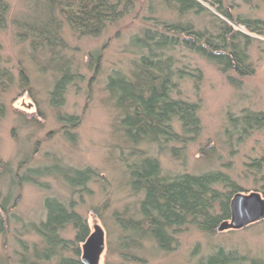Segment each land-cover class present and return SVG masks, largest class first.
<instances>
[{"label":"rangeland","instance_id":"rangeland-1","mask_svg":"<svg viewBox=\"0 0 264 264\" xmlns=\"http://www.w3.org/2000/svg\"><path fill=\"white\" fill-rule=\"evenodd\" d=\"M7 2L10 9L6 27L0 30V60L13 84L3 92L0 88L4 108L0 116V264H57L60 256L73 255L70 249L59 250L60 254L49 259L38 254L45 245L35 229L46 218L47 197L73 205L91 233L96 225L103 229L99 264H206L219 250L232 253L244 264L264 261V218L241 229L214 232L187 224L176 233L169 250L161 249L145 233H132L127 226L128 219L140 218L142 194L130 188L129 166L142 157L158 159L164 176L220 171L242 193L258 192L264 199V128L238 140L230 122L246 110L264 111V35L250 33L238 23L246 18L264 21V0H198L204 8L201 14L186 9L181 14L163 0H135L127 13L108 22L95 36L75 32L56 8L63 46L54 47L53 52L33 46L21 28L45 17L46 0ZM220 20L250 35L247 51L253 73L239 77L222 72L206 58L178 46L172 54L186 73L176 78L173 97L200 103L201 133L186 147L169 144L162 151L147 141L132 145L123 134L120 110L107 83L115 74L129 76L146 53L134 41L146 28L162 31V23H191L213 31ZM63 65L74 79L66 88L63 106L57 109L50 104V92ZM230 77L240 79L233 83ZM60 115L77 117V126L60 121ZM176 130L180 132V128ZM68 132L74 134V141L69 140ZM172 146H176L177 156H173ZM53 164L90 167L96 176L85 188L76 189L55 174L37 176L36 182L20 177L30 168ZM75 235L71 224L60 234L82 256L83 244L75 242Z\"/></svg>","mask_w":264,"mask_h":264},{"label":"trees","instance_id":"trees-1","mask_svg":"<svg viewBox=\"0 0 264 264\" xmlns=\"http://www.w3.org/2000/svg\"><path fill=\"white\" fill-rule=\"evenodd\" d=\"M166 4L184 10L200 13L204 10L198 0H163ZM135 0H46V14L38 22L21 25L33 46L42 45L51 51L63 46L55 9L80 35H98L110 21L119 19L127 13ZM221 3L222 0H216ZM9 3L0 0V30L6 27ZM226 19L231 15L219 9ZM250 33L264 35V21L246 18L238 21ZM163 30L146 28L134 45L146 51L134 64L129 76L115 74L109 78L107 88L115 96L116 106L120 110V124L124 136L132 145L150 142L160 150L169 144L186 147L188 142L196 140L202 125L198 116L199 102H190L173 97L176 78H181L186 70L177 65L172 51L178 46L186 47L216 65L222 72H233L239 77L253 73L249 63L247 48L251 42L249 34L236 30L223 20L214 25V30L198 29L191 23H162ZM182 35V36H181ZM55 55V52H54ZM236 80L229 79L236 83ZM74 76L63 65L50 92V104L59 109L64 104V95ZM21 80L24 81L23 77ZM11 73L1 66L0 88L2 92L13 84ZM0 106V116L3 110ZM60 121L74 128L79 119L74 116L60 115ZM235 136L242 140L254 130L264 128V111L246 110L239 116L230 118ZM180 128V132L176 128ZM74 134L67 133L74 141ZM173 156H177L176 146L171 147ZM51 174L60 176L70 188H85L96 176L90 168L74 169L60 164L49 167L30 168L21 178L23 181L36 182V177ZM130 188L134 193L142 194L139 202V219L130 218L127 226L132 233H145L163 250H169L175 243V235L187 224H194L204 232L218 230L223 222L231 219V200L242 192L228 175L220 171L202 174L183 173L173 177L164 176L158 159L142 157L129 166ZM15 182V180L13 179ZM223 187L224 191L220 188ZM46 218L36 227V232L44 241L40 257L49 259L58 255L59 250H72V256H60L57 264H83L81 251L72 246L71 241L60 236L66 225L71 224L76 231L75 242L84 244L90 235L88 222L73 205H66L57 198L44 200ZM123 224V223H122ZM206 264H244L232 253L219 250ZM249 264H264L262 260H253Z\"/></svg>","mask_w":264,"mask_h":264},{"label":"water","instance_id":"water-1","mask_svg":"<svg viewBox=\"0 0 264 264\" xmlns=\"http://www.w3.org/2000/svg\"><path fill=\"white\" fill-rule=\"evenodd\" d=\"M231 219L223 222L218 230L241 229L264 218V199L258 192L234 195L230 204ZM104 250V232L96 225L82 245L81 261L83 264H99Z\"/></svg>","mask_w":264,"mask_h":264}]
</instances>
